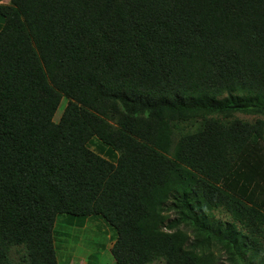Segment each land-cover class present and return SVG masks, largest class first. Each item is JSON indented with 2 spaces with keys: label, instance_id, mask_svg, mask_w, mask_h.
<instances>
[{
  "label": "trees",
  "instance_id": "trees-1",
  "mask_svg": "<svg viewBox=\"0 0 264 264\" xmlns=\"http://www.w3.org/2000/svg\"><path fill=\"white\" fill-rule=\"evenodd\" d=\"M0 24V264H74L63 214L103 217L114 264H264V0H10Z\"/></svg>",
  "mask_w": 264,
  "mask_h": 264
},
{
  "label": "rangeland",
  "instance_id": "rangeland-1",
  "mask_svg": "<svg viewBox=\"0 0 264 264\" xmlns=\"http://www.w3.org/2000/svg\"><path fill=\"white\" fill-rule=\"evenodd\" d=\"M10 2V0H0V5L2 4H8ZM1 27V24H0ZM237 117L242 118V119H251V116H245L242 114H237ZM98 144V143H97ZM92 150H94L97 153H100L101 155L111 158V156L113 155V152L110 151V149L108 150V148H104L103 150H99V148H101L99 145L96 146H92L91 147ZM63 216L68 217V218H63L65 225V229L59 225V222L56 226V232L58 234V236L56 235L57 238V243L60 245V253L63 254V260L67 259L68 257L71 259L70 262L74 263V264H86L85 261L83 260V258H87L88 262L90 263L89 260V255L92 254V252L94 251H99L100 248V244H96L94 246V250L90 249V248H85L84 246V240L88 239V234L86 235L84 233V229H86V227L91 231V235L92 237L96 235H99V231L101 230V237H100V242L103 243V231L104 234H106V243L105 246H103L100 250V254H96L94 256V264H114L115 260L112 256L111 253V249L113 247L114 244V239H113V231L112 229L108 226V222L101 216H97L95 217V220H90L88 221L86 227L83 229H79L80 226H78L79 223L74 222V220H78V221H82L84 219H78V218H83L81 216H72V215H67V214H63ZM217 219H222L225 220L226 217L225 216H217ZM71 225L73 226V229L71 231H69V236L70 237H65L63 235V230H67L71 228ZM98 226V227H97ZM63 228V229H61ZM92 228L96 229L93 230ZM98 232V233H97ZM91 237V240L93 239ZM67 239V240H66ZM94 239L98 242L99 238L94 237ZM67 255V257H66ZM153 264H163V262L160 263H153Z\"/></svg>",
  "mask_w": 264,
  "mask_h": 264
},
{
  "label": "clouds",
  "instance_id": "clouds-1",
  "mask_svg": "<svg viewBox=\"0 0 264 264\" xmlns=\"http://www.w3.org/2000/svg\"><path fill=\"white\" fill-rule=\"evenodd\" d=\"M103 156V155H102ZM104 158H106L107 160H109L110 158H108V157H105V156H103ZM83 260L85 261V263L86 264H88V260H87V258L85 257V258H83Z\"/></svg>",
  "mask_w": 264,
  "mask_h": 264
}]
</instances>
